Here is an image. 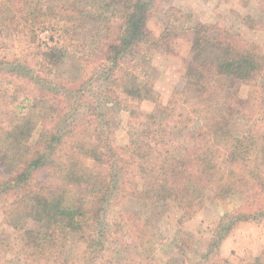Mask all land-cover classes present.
Returning a JSON list of instances; mask_svg holds the SVG:
<instances>
[{"label":"trees","instance_id":"trees-1","mask_svg":"<svg viewBox=\"0 0 264 264\" xmlns=\"http://www.w3.org/2000/svg\"><path fill=\"white\" fill-rule=\"evenodd\" d=\"M65 1L75 14L100 7L104 16L93 41L97 46L99 38H110L96 57L74 64L69 71L74 76L65 82L52 79L49 63L28 61L20 68L21 60L0 59V78L14 80L6 89L0 82L4 221L18 231L20 244L37 264H77L62 256L72 234L84 246L86 264L98 256L103 259L98 264H117L119 256L126 264H155L154 224L144 219L131 227L128 238L117 221L104 218L112 195L174 203L192 218L206 199L224 201L238 186L261 185L264 47L240 34H203L185 68L183 87L163 104L138 64L159 47L149 20L162 0ZM257 3L259 16L250 20V28L264 32V0ZM50 9L43 11L40 0H0V33L12 41L32 39L53 23L52 16L63 14ZM241 85L250 89L247 102ZM146 102L154 105L151 111L143 109ZM115 108L128 114L135 130L130 161L123 160L111 138L108 116ZM246 113L253 122L243 134H234L233 121ZM176 128L193 129L195 137L182 154L171 142ZM190 181L205 189L196 202L184 197ZM226 219L219 229L225 234L213 244L216 251L242 215ZM27 221L42 228H24ZM211 254L210 264H230L218 252Z\"/></svg>","mask_w":264,"mask_h":264},{"label":"rangeland","instance_id":"rangeland-1","mask_svg":"<svg viewBox=\"0 0 264 264\" xmlns=\"http://www.w3.org/2000/svg\"><path fill=\"white\" fill-rule=\"evenodd\" d=\"M40 3L43 11L51 8L63 14L52 16L50 21L53 23L39 30L32 39L21 36L12 41L0 33V59L21 60L20 68L28 61L31 65L36 62L40 66L49 63L47 67L53 73L52 79L56 82L68 81L74 76L69 72L72 66L78 65L86 57H96L99 54L96 50L104 47L109 40L110 35L107 34L99 38V45L96 46L93 41L101 29L99 26L104 15L100 7L94 6L83 14H75L65 0H40ZM258 8L257 0H162L149 20V28L159 47L149 57L138 62L147 72V78L159 94L160 102L167 104L174 91L183 87L185 68L191 60L195 44L203 34H240L264 47V32L250 28V20H256L259 16ZM54 19L59 22L54 23ZM55 51H58L56 60L50 61ZM13 81L0 78L4 89L7 86L12 88ZM249 91L248 86L241 85L240 96L246 102L249 100ZM142 107L148 112L154 105L146 102ZM108 118L115 148L124 161H130L135 130L128 114L115 108L110 111ZM251 118V113L236 117L232 123L234 134H243L253 122ZM171 142L177 154L185 153L195 143L193 129H173ZM186 187L184 197L191 202H196L205 192L201 185L193 181L188 182ZM235 213L241 214L242 220L237 222L216 251L213 248L215 240L225 234L219 229L228 223L225 218ZM104 218L110 223L117 221L128 238L131 227L144 219H150L156 234L155 264H210L206 257L211 250V256L218 252V256L230 264H264V182L256 187H252V182L245 187L238 186L235 193L224 201L206 199L192 218L185 216L174 203L149 204L126 193L113 194ZM22 226L37 230L42 228V224L35 221L24 222ZM17 234L18 231L5 223L0 209V264H37L34 256L26 248L23 249ZM83 252V244L76 234H72L64 244L62 256L65 260L86 264L88 261L83 258ZM106 256L109 257L110 253ZM101 260L98 256L89 264H98ZM116 262L126 264L122 256Z\"/></svg>","mask_w":264,"mask_h":264}]
</instances>
